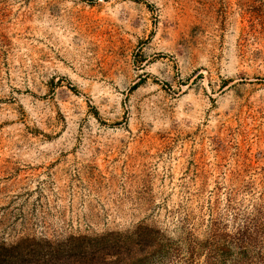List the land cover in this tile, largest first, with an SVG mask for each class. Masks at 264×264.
I'll list each match as a JSON object with an SVG mask.
<instances>
[{
	"label": "rangeland",
	"instance_id": "374dc122",
	"mask_svg": "<svg viewBox=\"0 0 264 264\" xmlns=\"http://www.w3.org/2000/svg\"><path fill=\"white\" fill-rule=\"evenodd\" d=\"M0 246L264 264V0H0Z\"/></svg>",
	"mask_w": 264,
	"mask_h": 264
},
{
	"label": "trees",
	"instance_id": "16d2710c",
	"mask_svg": "<svg viewBox=\"0 0 264 264\" xmlns=\"http://www.w3.org/2000/svg\"><path fill=\"white\" fill-rule=\"evenodd\" d=\"M247 230V225H245L242 229H240V231L236 232V238L234 241L236 244L239 243L240 241L243 242V238L245 236V231ZM65 255H63V252L61 251V253L59 251L55 252L53 258H50V261H52V263H56V264H69L67 262V260L69 259V254H79V257L81 259L83 258V255H87V252H80L79 253H74V249L73 248H69L67 247L66 250H63ZM34 252V251H32ZM59 252V253H58ZM69 253V254H67ZM26 258V254L24 255V257L22 256V254L16 252V248H6L5 246H0V264H9V260H13L12 262L16 263V264H26L27 262L24 263V260ZM46 260V257L44 258ZM27 260V259H26ZM28 261V260H27ZM18 262V263H17ZM85 261H83L84 263ZM35 263V261L33 262Z\"/></svg>",
	"mask_w": 264,
	"mask_h": 264
}]
</instances>
